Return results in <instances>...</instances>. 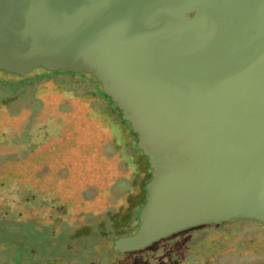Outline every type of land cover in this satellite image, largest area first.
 Masks as SVG:
<instances>
[{
    "label": "water",
    "instance_id": "water-1",
    "mask_svg": "<svg viewBox=\"0 0 264 264\" xmlns=\"http://www.w3.org/2000/svg\"><path fill=\"white\" fill-rule=\"evenodd\" d=\"M93 77L152 178L119 253L232 219L264 225V0H0V71Z\"/></svg>",
    "mask_w": 264,
    "mask_h": 264
},
{
    "label": "rangeland",
    "instance_id": "rangeland-1",
    "mask_svg": "<svg viewBox=\"0 0 264 264\" xmlns=\"http://www.w3.org/2000/svg\"><path fill=\"white\" fill-rule=\"evenodd\" d=\"M41 73L33 69L24 77ZM20 80L0 71V82ZM3 88L8 89L0 85V98L7 96ZM36 97L35 114L26 104L0 102V264H114L116 255H109L113 240L85 254L83 244L68 235L84 223L85 214L115 204L109 183L134 173L121 172L120 154L109 146L113 134L91 99L64 93L51 79L38 83ZM220 225L166 239L185 237L177 242L181 248L167 247L159 254L162 264H264L260 222L232 219ZM162 240L135 254L155 253Z\"/></svg>",
    "mask_w": 264,
    "mask_h": 264
},
{
    "label": "trees",
    "instance_id": "trees-1",
    "mask_svg": "<svg viewBox=\"0 0 264 264\" xmlns=\"http://www.w3.org/2000/svg\"><path fill=\"white\" fill-rule=\"evenodd\" d=\"M39 69L42 70V73L37 74L32 79H27L24 75L20 76L21 80L18 82L1 81L0 85L8 87V89L5 90L3 88L7 96L5 95L4 98H0V102L7 103L8 106L15 104L17 107L22 105L21 103L26 104V107H29L33 111V114H35L39 102L37 101L38 103L33 105V99L37 100L38 83L50 79L54 80L57 88L64 93L71 90L83 98L91 99L95 105V112L99 116V119L109 126L113 134L109 146L112 147L114 153L120 154L119 158L123 166L121 172L129 169L134 173L127 179H118L108 184L109 187L107 186V189L111 191L112 197L116 200V205L111 202L110 206L101 213L85 214L84 223L76 231H70L68 237L83 244L81 249L86 254L89 248L95 244H106L108 241L130 236L136 232L137 225L139 224L138 216L148 196L145 185L152 178V170L148 157L137 148L138 136L134 133L131 123L122 119L121 111L118 109L116 103L103 93L100 84L93 77L75 71L48 72L43 68ZM10 84L12 88H10ZM260 224L264 226L262 223ZM222 226L220 224H210L199 227L218 229ZM67 230L71 229L67 227ZM188 230L164 238L161 241L163 244L159 246L155 253L135 254L145 251L146 248L133 253H119L110 250L109 255H116L114 264H162L163 258L159 254L164 252L167 247H171L173 250L181 248V245H178L177 242L183 243L185 237H175L169 242L164 241L168 238L179 236ZM128 254H134L129 261L120 260V258L125 259V256Z\"/></svg>",
    "mask_w": 264,
    "mask_h": 264
}]
</instances>
